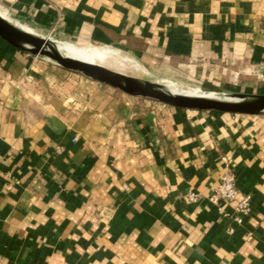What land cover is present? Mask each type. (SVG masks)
<instances>
[{"label": "crops", "instance_id": "0c3cea01", "mask_svg": "<svg viewBox=\"0 0 264 264\" xmlns=\"http://www.w3.org/2000/svg\"><path fill=\"white\" fill-rule=\"evenodd\" d=\"M0 13L129 52L177 87L248 64L246 93L264 94V0H0ZM35 57L0 38V264H264V115L140 100ZM226 162L250 198L240 224L235 201L208 199Z\"/></svg>", "mask_w": 264, "mask_h": 264}, {"label": "water", "instance_id": "95a60500", "mask_svg": "<svg viewBox=\"0 0 264 264\" xmlns=\"http://www.w3.org/2000/svg\"><path fill=\"white\" fill-rule=\"evenodd\" d=\"M0 38L17 50L33 56L45 57L65 70L78 73L129 96L150 99L184 110L264 115V94L208 92L213 94L210 97L172 92L166 86L167 82L126 75L98 64L68 57L59 49V45L64 42L18 27L1 15Z\"/></svg>", "mask_w": 264, "mask_h": 264}, {"label": "rangeland", "instance_id": "374dc122", "mask_svg": "<svg viewBox=\"0 0 264 264\" xmlns=\"http://www.w3.org/2000/svg\"><path fill=\"white\" fill-rule=\"evenodd\" d=\"M87 44L88 45H91V46H98V44L91 43V42H89ZM73 45L80 46L82 44H79V45L73 44ZM106 47H108L110 49L117 50L118 53H119V56L121 58L122 57H126L127 58V61H126V64L127 65H130L131 64V65H134V66L136 65V67L139 66L138 67L139 69H134V68L128 69L127 68L125 70L126 72L124 71V74L131 75V76H135V77H138V78L148 79V80H151L152 79V77L150 75H148V72H147L146 68H144L143 62L138 61L135 58V56H133L129 52H125V51H123L121 49H117L114 46H106ZM35 58H37V59L45 62L46 64H48V66H51L54 69L62 70L64 72V74H66V78L69 79L71 82L73 81V78H75L77 76V77H83V79H87L89 81H92L94 83L100 84L102 86L109 87L107 85H104V84L98 83L96 81H93V80H91L89 78H86V77H84V76H82V75H80L78 73H75V72H72V71H69V70H65V69L59 67L58 65H56L55 63H53L52 61L48 60L45 57L36 56ZM246 66L247 67H250L248 64ZM246 66L244 65L242 67H239L238 70H236V69L232 70L233 73L231 75L226 74V77L227 78L223 80V83L220 86H215V85L210 86V85H208L205 82L203 84H196V83L195 84H192L190 82L189 84H184V86H180V87H177V88L178 89H182V90L191 89L193 92H197V90L202 91V92H205V93L212 92L214 94H222V93H246V92H250L251 89L248 88V84H250L252 81H254L256 79V73L255 72H252V73L246 72L245 71L246 70L245 69ZM235 73H237V74H235ZM65 81L68 82V80H66V79H65ZM243 86H245V87H243ZM109 88H111V87H109ZM112 90H114L115 92H118V93L120 92V91H118L116 89H113V88H112ZM256 92H263V91H261V89H260V91L258 90ZM120 93H122V92H120ZM122 94H124V93H122ZM247 94H250V93H247ZM137 98H140V97H137ZM140 100H150V99L140 98ZM166 106H168V105H166Z\"/></svg>", "mask_w": 264, "mask_h": 264}, {"label": "bare ground", "instance_id": "6f19581e", "mask_svg": "<svg viewBox=\"0 0 264 264\" xmlns=\"http://www.w3.org/2000/svg\"><path fill=\"white\" fill-rule=\"evenodd\" d=\"M1 16H4L0 13ZM26 28V27H25ZM59 49L68 57L81 60L87 63H93L98 64L107 68H110L112 70L124 73V71L128 68H134L139 69L136 67V65H127L126 57H120L119 53L115 49H110L106 46H91L88 44H82L80 46H75L69 43H64L59 45ZM134 62V61H133ZM132 71V70H131ZM126 72V71H125ZM129 73V72H128ZM137 74V73H136ZM154 81V80H153ZM166 86L172 91V92H180L183 94L188 95H206V96H213L212 93H203V92H193L187 90L178 89L177 86H175L171 82H167Z\"/></svg>", "mask_w": 264, "mask_h": 264}, {"label": "built area", "instance_id": "2783aa9c", "mask_svg": "<svg viewBox=\"0 0 264 264\" xmlns=\"http://www.w3.org/2000/svg\"><path fill=\"white\" fill-rule=\"evenodd\" d=\"M218 179V184L208 199L212 204H218L220 201H235V215L233 220L237 224H240L242 218L249 212L250 198L246 195L238 197L239 192L236 187L235 177L228 162L225 163V169L221 172ZM189 199L195 201L196 196L191 194Z\"/></svg>", "mask_w": 264, "mask_h": 264}]
</instances>
